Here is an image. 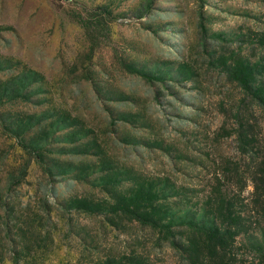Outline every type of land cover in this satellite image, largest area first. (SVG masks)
<instances>
[{
	"label": "rangeland",
	"instance_id": "1",
	"mask_svg": "<svg viewBox=\"0 0 264 264\" xmlns=\"http://www.w3.org/2000/svg\"><path fill=\"white\" fill-rule=\"evenodd\" d=\"M107 259L264 264V0H0V264Z\"/></svg>",
	"mask_w": 264,
	"mask_h": 264
},
{
	"label": "trees",
	"instance_id": "2",
	"mask_svg": "<svg viewBox=\"0 0 264 264\" xmlns=\"http://www.w3.org/2000/svg\"><path fill=\"white\" fill-rule=\"evenodd\" d=\"M255 64H245V62H240L236 67L233 66L232 71L230 72L232 77L236 79L245 89H250V79L253 76L254 69L256 68L254 66ZM31 73V71H28ZM33 73V72H32ZM22 85H17L16 88L19 92H22ZM21 90V91H20ZM15 94H18L17 91H14ZM262 90H257L256 95L261 96ZM16 137L18 138V134H16ZM18 142H20L21 146L25 149L30 148V145L28 142L25 141L23 138H18ZM38 158V157H36ZM150 193V191H147ZM182 220H187V213H185L182 217ZM200 226L205 230V233L209 235L211 238L220 239L223 238L226 234V229L222 233L220 232L219 228L214 222L211 221H202L200 219ZM85 264H123L122 262H117L114 259H107L105 261L99 262V263H85Z\"/></svg>",
	"mask_w": 264,
	"mask_h": 264
}]
</instances>
